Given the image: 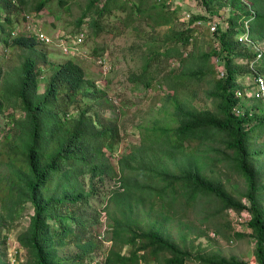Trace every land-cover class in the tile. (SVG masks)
<instances>
[{
  "label": "trees",
  "instance_id": "1",
  "mask_svg": "<svg viewBox=\"0 0 264 264\" xmlns=\"http://www.w3.org/2000/svg\"><path fill=\"white\" fill-rule=\"evenodd\" d=\"M49 1L37 0L31 10L39 13ZM169 1L173 0L149 6L148 0H89L77 27L83 26L84 19L90 17L88 25L99 35L100 19L120 11L128 12L130 24L135 22V16H145L156 29L178 19L177 10L169 8ZM196 1L210 10L215 4L231 8L228 26L221 24L212 34L216 47L213 52L204 54L203 62L197 68L187 67L193 61L189 53L198 29L192 24L210 21L205 16L194 17L188 28L176 34L173 41L178 46L172 41L156 53L159 58H174V53L178 54L175 59L177 70L170 73L171 78L164 79V85L170 90L164 101L165 105L174 102L172 117L179 125L173 129L162 128L160 134L154 132L158 138L122 157L116 167L108 157L107 148L115 145L119 128L113 122L105 124L99 115L95 118L89 115L92 105L84 101H88L95 85L86 79L82 66L71 60L59 65L41 92L39 82L48 56L39 51V43L34 37L13 35L21 23L17 10L20 11L19 7L25 6L27 1L0 0V43L6 49H14L18 60L15 66L0 68V187L3 182L7 183L0 204L9 217L22 204H32L34 214L18 241L29 251L33 264H85L81 257L64 260L59 252L69 241L84 249L93 245L83 244V236L76 233V229L84 231V224L74 208L87 204L96 193L95 188L87 192L82 185L80 178L86 175L90 176L92 185L120 176L121 187L109 200L116 216L113 246L104 264H149L147 254H140L145 251L155 257L168 253L170 257L164 264H186L187 254L170 240L165 229L155 224L158 217L155 223H149L148 229L141 228L138 219L145 213L149 221L155 213L166 220V208L178 204L180 198L185 197L186 203L190 204L208 194L219 198L227 209L251 215L248 228L256 242V264H264V211L260 208L264 185L250 161L256 153L251 152V142L264 136V114L257 113V110H263L262 101H256L252 115L238 118L234 114L238 102L235 62L249 63L256 57V54L241 49L236 37L248 23V38L255 44L264 43V0ZM60 2L65 3L64 0ZM219 58L224 60L227 75L225 79L217 80L211 94L219 100L220 112L199 110L188 105L187 99L178 100V92L186 87L188 79L207 77L206 63L213 61L211 67L217 72ZM152 63L150 58L139 78L145 90H150L152 81L157 79V75H151ZM259 65L264 76V53ZM158 87L165 86L161 83ZM69 106L79 108L80 114L72 117L66 110ZM64 114L68 120L62 117ZM3 120L9 125L8 130L3 127ZM197 140L205 149L188 151V145ZM217 142L223 147H214L213 143ZM209 152L226 155L224 157L231 161V166L245 179L246 200L250 207L233 201L209 181L205 174ZM170 162L181 163L182 172L170 173L167 167ZM157 201L162 203V208L155 212ZM146 205L150 207L147 212L144 210ZM135 228L142 231L136 232ZM125 246H132L134 250L126 255L123 253Z\"/></svg>",
  "mask_w": 264,
  "mask_h": 264
},
{
  "label": "rangeland",
  "instance_id": "2",
  "mask_svg": "<svg viewBox=\"0 0 264 264\" xmlns=\"http://www.w3.org/2000/svg\"><path fill=\"white\" fill-rule=\"evenodd\" d=\"M26 1L25 6L19 7L20 11L15 7L21 20V23L18 24L20 27L23 14L33 13L31 8L37 2V0ZM60 1L50 0L46 8L39 12L45 24L43 30L52 38H57L62 33L69 36L84 30L87 39L82 49L89 58L68 56L59 46L39 44V51L48 56V63L44 64L45 67L39 82L40 91L43 92L46 89L49 78L59 65L68 60L81 65L85 71L86 79L95 85L91 89L88 101H84V103L88 102L89 105H92L93 109L89 115L93 118L99 115L100 120L105 124L113 122L119 128V136L115 140V145L107 148L108 157L118 167V161L122 157L133 154L140 146L148 144L149 140L158 138L157 135H153L154 132L160 134L162 128L173 129L179 125L178 121L172 117L175 110L174 102L169 101L165 105L164 101L170 93V90L164 85V79L171 78L170 73L177 70L178 65L175 59H178V54L174 53V58H159L156 53L161 52L167 43L175 42L173 38H176L177 33L189 27V20L197 16H205L213 23L218 24L219 27L229 19L231 8L215 4L210 10L206 5L196 0H173V3L168 6L177 10L178 19L156 29L152 28V24L145 16H135V22L130 24L127 20L128 12L113 11L111 15L100 19L101 31L99 35H96V29L88 25L90 17L84 19L83 26L77 27V21L88 7L89 0H64L65 3ZM162 1L148 0V3L149 6H152L163 3ZM187 15H190L191 18L188 19ZM226 24L228 26V23ZM196 33L189 53L191 56L189 57L193 61L189 60L188 68L191 65L193 68H197L203 62L204 54L213 52L216 47L213 33L206 26L198 28ZM29 35L30 33H26V36ZM237 37L236 40L239 42ZM253 43L249 39L248 43H241L240 48L248 50L252 54H255L260 47L264 48L263 42L257 46H253ZM175 45L178 46L176 42ZM104 54H109L113 64V71L107 76L100 73L92 60L93 57ZM15 56L14 49H6L4 44L0 43V68L17 65L18 60ZM150 58L153 59L151 75H157V79L152 81L154 83L150 90H145L140 82V75L145 70ZM219 60L224 62L222 58ZM235 64L238 70L235 88L247 92L245 101L248 108H252L256 104L251 98L249 87L253 82V72L250 65L243 60H237ZM206 66L207 77L205 79L197 77L188 79L186 87H182L178 92V100L187 99L188 105L199 110L219 113V100L211 93L214 91L217 80L225 78L220 76L218 68L216 69L217 73L211 67L213 61L206 63ZM260 70L261 67L258 64L256 71L262 74ZM161 83L165 87L159 89L158 84ZM116 99L119 102L116 103L117 105L115 104ZM84 103H82V107ZM262 108V111L257 110L258 114H264V102H262ZM66 110L72 117H76L81 112L76 106H69ZM62 117L68 120L65 114ZM3 127L9 129L6 120H3ZM213 146L223 147L220 142L213 143ZM251 146V152L256 151L251 156V166L257 173L260 183L264 185V136L253 140ZM197 148L205 149L204 146H200L198 140L190 143L187 149L196 151ZM209 153L211 155L207 161L208 168L205 170L209 181L215 187L225 191L233 201L245 205L248 191L245 179L231 166V161L224 157L226 155L222 156L219 152ZM219 157L224 160L217 161ZM167 167L172 174L177 175L182 172L179 162H170ZM80 181L87 192L95 188L96 193L87 204L74 208L84 224V231L76 229V233H81L83 236V244L92 243L93 245L84 249L75 246L74 243H69V241L59 252V255L67 261L74 257H81L83 258L82 263L85 262V264H104L108 252L113 246L114 216H116L114 207L109 200L114 192L121 187L120 176L114 179L107 178L103 182L96 181L94 185L90 184L89 175L81 177ZM6 184L3 182L0 187V197L6 193ZM262 197L260 208L264 211V196ZM155 208V212L161 209L162 203L157 201ZM149 209L150 207L146 205L144 210L147 212ZM230 211L219 198L208 194L190 204L186 203L185 197L180 198L178 204L172 208H166V220L154 213L147 221L146 214L142 211L144 215H140L138 221L141 228L148 229L149 223H155V218L158 217L159 221L155 224L165 229L170 240L187 254L186 264H223L224 262L256 264V242L252 231L246 224L239 229ZM33 214L34 208L30 202L22 204L11 217L7 216L0 204V264H33L29 251L23 248L18 241L20 235L28 229ZM134 230L142 231L138 228ZM237 234L243 236L238 237ZM133 250L132 246H125L123 253L128 255ZM140 254H147L149 264H164L165 259L170 257L168 253H161L155 257L149 254V251Z\"/></svg>",
  "mask_w": 264,
  "mask_h": 264
},
{
  "label": "built area",
  "instance_id": "3",
  "mask_svg": "<svg viewBox=\"0 0 264 264\" xmlns=\"http://www.w3.org/2000/svg\"><path fill=\"white\" fill-rule=\"evenodd\" d=\"M173 1H169L168 5H171ZM41 13H24L23 14V19H22V25L21 27L17 25V27L14 30L13 35H18V34H25L26 33L30 35L28 37H34L39 44H43L46 46H59L63 50V53L68 56L72 57H83L86 58L87 54L83 52V46L86 42L87 36L86 32L84 30L77 31L73 35H66L65 33H62L59 35L57 38H52L49 34L45 33L43 30L44 28V20L41 19ZM187 18L190 19L191 16L187 15ZM193 19L189 20L190 23ZM193 27L196 28H202V27H207L210 29L211 33H215L218 30V24L213 23L212 21H196L195 23L192 24ZM29 32V33H28ZM240 34L238 35L237 39L239 43H248L249 38V24L247 23L245 25L244 30L239 31ZM260 43H253V46H257ZM264 46V45H263ZM264 53V48L260 47L256 54V57L248 63L250 65V69L253 72V82L249 86L250 91H251V98L253 101H262L264 102V76L256 71V66L259 64V61L262 59ZM92 60L95 62L96 67L99 69L100 73L107 76L111 71H113V64L111 61V58L109 54H104L102 56H96L93 57ZM217 68L218 72L220 73V76L222 78H225L227 75L226 69L224 67V62H221L219 59L217 61ZM246 91L242 89L237 90V99L238 102L234 107V114L238 118H243L246 117L247 114L252 115L253 109L248 108L246 101H245V96H246ZM119 103L118 100H115V104ZM117 105V104H116ZM245 205L250 207V203L246 202ZM231 215L234 218L235 223L237 224L236 226L240 229L244 224L248 227V223L251 219V215L249 213H240L236 210H231L230 211ZM237 229V230H239Z\"/></svg>",
  "mask_w": 264,
  "mask_h": 264
}]
</instances>
